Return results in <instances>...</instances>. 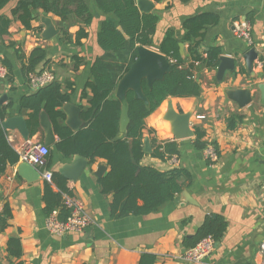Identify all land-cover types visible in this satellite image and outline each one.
I'll return each mask as SVG.
<instances>
[{
	"label": "crops",
	"instance_id": "crops-1",
	"mask_svg": "<svg viewBox=\"0 0 264 264\" xmlns=\"http://www.w3.org/2000/svg\"><path fill=\"white\" fill-rule=\"evenodd\" d=\"M17 1L10 0L0 13L10 17V10ZM147 1L151 4L144 6L149 10L143 12L135 0L140 12L157 16L153 44L149 48L159 51L157 45L170 29L181 43V54L186 57L187 44L181 42L182 22L196 13L211 12L218 15V22L206 28L200 52L219 46L221 55L235 59L234 70L226 72L220 81L216 79L217 67L208 68L196 62L193 74L199 83L200 94L196 97H169L145 118L143 140H148L150 152H144L140 164L164 172L181 168L189 177H181V191L155 211L140 216L112 217L109 207L112 195L103 193L98 183L108 171L106 160L96 157L90 161L82 155L86 165L74 180L70 179L67 173L72 175V166L79 155L67 157L57 150L58 136L48 113L40 110L37 124L33 125L35 128L28 126V110L20 107V100L36 89L28 85L10 45L16 43L25 56L36 46L46 49V62L40 63L37 70L51 69L54 81L59 82L62 92L69 95V101L60 109L65 114L63 123L76 131L84 124L80 112L87 101L82 97V91L90 77V65L103 53L97 42L99 25L110 15L101 12L94 0H86L93 19L87 27L88 36L81 45L62 39L59 17L54 14L38 11L32 26L41 27L39 32L26 29L18 20L12 19L8 34L0 36V61L6 58L12 65V74L0 80V97L5 96L0 101L3 108L1 126L3 121L8 123L2 128L15 151L26 140L48 147L49 153L41 168L66 180L70 194L84 203L93 223L82 233L69 232L63 236L48 233L44 227L47 215L43 201L47 181L19 162L8 165L0 175V202L8 203L11 218L9 225L0 230V264H138L144 252L155 256L153 264H260L262 256L258 248L264 239V189L260 186L264 176V104L261 102L264 66L258 61L264 60L261 59L264 57V0ZM43 17L50 19L55 30L48 38L42 36L45 30ZM238 20L249 22L251 46L233 35V23ZM76 29L73 23L67 27L70 35H74ZM251 48L256 56L248 66L243 55ZM75 55L86 63L74 68L72 57ZM116 88L117 84L111 96L118 99ZM237 90L247 93L249 100L246 104L240 105L233 97ZM68 104L78 108L75 114L79 124L76 127L69 120ZM169 105L179 113L192 114L191 127L194 130L198 126L204 131L205 147L216 146L219 155L216 162L204 158V148L195 147L194 136L174 139L169 123L162 119ZM42 112L46 113L51 125L52 144L46 142ZM234 115H242V121L234 129H229L227 121ZM11 119L19 120L20 127L12 124ZM22 121L25 130L21 128ZM124 132L125 129L119 130V134ZM151 139L158 143L176 141L178 153L166 159L151 156ZM48 183L57 190L54 182ZM207 215H220L226 221V229L213 252L200 263L175 258L187 249L184 238L193 236ZM9 238L19 239L15 246V250H20L19 255L9 252Z\"/></svg>",
	"mask_w": 264,
	"mask_h": 264
},
{
	"label": "trees",
	"instance_id": "trees-1",
	"mask_svg": "<svg viewBox=\"0 0 264 264\" xmlns=\"http://www.w3.org/2000/svg\"><path fill=\"white\" fill-rule=\"evenodd\" d=\"M9 1L0 0V12ZM94 3L101 12L110 17L100 22L97 42L103 53L92 61L90 77L82 91V97L87 101L80 112L83 126L72 131L63 123L65 114L60 107L69 101V95L62 92L61 84L57 81L23 96L20 107L28 110L27 123L33 129L40 110L44 109L48 113L58 136L56 148L64 156L83 155L90 161L96 157L106 160L108 171L99 178L98 183L103 193L112 195L109 204L112 217L127 214L145 215L172 200L175 194L181 191L179 179L183 176L189 177L181 168L164 172L140 164L144 155L142 145L145 118L169 97H196L200 94L199 83L193 74L195 63L216 68L222 54L219 46L210 47L203 53L199 49L206 28L218 22V15L200 12L184 19L181 42L187 44L186 57L181 54L180 43L175 38L174 31L168 29L165 32L157 48L170 60V71L162 79L154 80L151 86L145 79L142 80V92L148 100V105L136 99L132 90L127 91L129 120L122 135L119 134L121 103L111 94L118 80L136 59L137 47L152 46L157 16L154 13L140 12L135 0H94ZM38 11L59 17L62 39L74 45H81L82 40L87 38V27L93 19V14L86 0H18L10 10V17L0 13V36L8 34L12 19L18 20L26 29L39 32L41 27L32 26ZM71 23L77 26L74 35H70L67 30ZM10 45L14 48L25 78L30 72L37 70L40 63L46 62L47 52L42 46L32 48L25 56L16 43ZM72 58L74 68L86 63L78 55ZM0 62L8 69V76L11 75L10 61L3 58ZM2 117L3 108L0 107V175L8 165L18 161V154L9 144L1 126ZM241 121L242 115L230 117L227 121L228 128L234 129ZM204 134L200 127L194 128V145L198 149L205 147ZM151 145V156L156 158L166 159L178 153L174 140L158 143L151 139ZM214 147L216 148L215 145ZM52 182L57 190H53L50 183L46 182L43 193L44 212L48 215L57 208L58 218L63 220L68 215V210L62 204V194H70L71 191L66 185V180L57 173H52ZM10 218V207L7 202H2L0 230L9 225ZM225 229L226 221L222 216L207 215L196 233L184 238V246L192 247L207 235H211L214 241L218 242ZM18 244V238H9L8 249L11 254H20V250H15ZM154 260L153 254L144 252L140 255L138 264H153Z\"/></svg>",
	"mask_w": 264,
	"mask_h": 264
},
{
	"label": "water",
	"instance_id": "water-1",
	"mask_svg": "<svg viewBox=\"0 0 264 264\" xmlns=\"http://www.w3.org/2000/svg\"><path fill=\"white\" fill-rule=\"evenodd\" d=\"M146 4H151V2L147 0H137V5L139 9L143 12H148L149 8L144 6ZM45 23V30L42 33L44 38L50 37L54 32L53 25L48 18H42ZM181 47V43H180ZM256 53L253 48L249 49L244 55V61L248 66L251 65L253 59L255 58ZM235 67V59L231 56L220 55L219 63L217 65L216 70V79L218 81L222 80L224 74L228 71H233ZM170 71V60L159 51L151 49L147 46L139 45L137 47V57L130 65L129 69L121 76V78L117 82L116 88V96L121 103V114H120V130H124L129 117H128V102L126 99V93L128 90H132L134 97L136 99L142 100L146 105H148V100L146 96L142 92L141 82L143 79L146 80L147 84L151 86L154 80L162 79L163 76ZM262 103L264 104V86H262ZM233 97L235 100L240 103V105H244L248 102L249 97L246 92L237 90L233 93ZM5 98L4 95L0 97V101ZM69 112V120L71 124L76 127L78 126V119L76 118V114L78 113V108L71 104L67 105ZM76 113V114H75ZM192 114L190 112L179 113L173 109L171 105H169L164 112L162 119L169 123L170 125V133L174 137V139H183L194 136V130L191 127L190 119ZM12 124H17L19 127V120L11 119ZM41 124L45 129V138L47 144H52L53 142V132L51 129L50 122L48 121L47 115L45 112L41 113ZM8 123L6 121L2 122L3 127H7ZM25 130V123L22 121V127ZM25 133V132H24ZM26 135V134H25ZM143 152H150V147L148 140L145 138L143 140ZM24 167H29L33 170L34 173L38 174V171L27 164H21ZM86 165L85 157L79 155L75 159V163L72 166V175L67 173V176L70 179H75L83 170ZM37 171V172H36ZM31 176V173H28ZM1 201V200H0Z\"/></svg>",
	"mask_w": 264,
	"mask_h": 264
},
{
	"label": "built area",
	"instance_id": "built-area-1",
	"mask_svg": "<svg viewBox=\"0 0 264 264\" xmlns=\"http://www.w3.org/2000/svg\"><path fill=\"white\" fill-rule=\"evenodd\" d=\"M233 35L242 39L248 46L252 45L251 26L246 20H238L233 23ZM259 65L264 66V60L258 61ZM8 69L0 62V79H6ZM55 80V75L49 68H41L27 75L26 81L32 89L43 87ZM202 116H198L201 118ZM18 161L21 164H27L34 167L40 177L47 181H52V172L48 169H42L43 160L49 153L46 145L26 140L16 149ZM203 156L207 161L216 162L219 158L218 151L213 145L204 147ZM261 188L264 189V176L261 180ZM62 204L68 210L65 219L58 218L59 210L53 209L44 222V227L48 233L56 236H63L69 232L82 233L93 223V219L87 213L84 203L72 194H62ZM2 204L0 202V213ZM216 242L211 235L201 238L195 245L188 247L181 254L175 255V258L181 259L187 263H200L206 259L215 249ZM259 252L262 256L260 264H264V239L259 244Z\"/></svg>",
	"mask_w": 264,
	"mask_h": 264
}]
</instances>
